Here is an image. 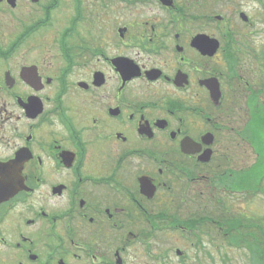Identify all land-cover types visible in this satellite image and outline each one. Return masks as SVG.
I'll use <instances>...</instances> for the list:
<instances>
[{"label": "flooded vegetation", "instance_id": "obj_1", "mask_svg": "<svg viewBox=\"0 0 264 264\" xmlns=\"http://www.w3.org/2000/svg\"><path fill=\"white\" fill-rule=\"evenodd\" d=\"M223 2L0 0V264H190L174 239L204 247L227 200L201 182L236 190L251 21Z\"/></svg>", "mask_w": 264, "mask_h": 264}, {"label": "rangeland", "instance_id": "obj_2", "mask_svg": "<svg viewBox=\"0 0 264 264\" xmlns=\"http://www.w3.org/2000/svg\"><path fill=\"white\" fill-rule=\"evenodd\" d=\"M223 1L225 2V0ZM224 2L223 9L226 10ZM237 2L241 4L233 10L234 14L238 10H245L251 21L250 24H245L250 36L247 41H244L245 45L242 48L244 58L239 59L242 65L241 72H239L240 77H243L248 85L244 81L240 82L238 103L231 112V117L229 116L227 119L237 129L238 138H232L231 141L233 142H230L227 141L230 138L226 137L223 144L217 145L225 150L224 154L230 156V160L223 162L220 173L235 171L233 184H235L236 190H232V192L230 190L234 188L225 190V187H220L219 182L218 187L213 188L203 181L201 182V188L204 191L201 199L205 201L207 206L212 207L210 204L214 205L215 196L222 197L223 200L227 198L226 208L222 207L223 211L227 209L228 213L232 211L237 216H248L264 220V169L263 171L254 172L264 143L261 136L262 129H264V8L263 0L262 3L259 0H237ZM225 10L222 12L223 15L232 12ZM257 128L260 129V134L254 138V131ZM223 145L229 148L226 149ZM261 155H263V152ZM263 162L262 159L261 163ZM191 208H197V206ZM212 231L218 230L214 229ZM211 235L214 238L217 233L208 234L203 241L206 243L204 247L208 252L203 250V246L198 249L191 244V241L180 235H177L174 239L175 247H181L182 249L185 247L187 249L190 264H194L198 258L203 256H206V259L203 257L202 262L198 260L200 264H261L255 251L250 249L248 242H241L240 244L238 242L237 244V240H234L231 243L230 240L221 237L210 241ZM174 258L175 264H182L179 256L175 254Z\"/></svg>", "mask_w": 264, "mask_h": 264}, {"label": "trees", "instance_id": "obj_3", "mask_svg": "<svg viewBox=\"0 0 264 264\" xmlns=\"http://www.w3.org/2000/svg\"><path fill=\"white\" fill-rule=\"evenodd\" d=\"M238 58L242 59L240 55H238ZM262 130L263 132L261 133V136L264 139V129ZM259 134L260 129L257 128L254 131V138L255 136H259ZM262 145V149L260 150L259 154L260 159L255 165L254 172L258 170L263 171L264 169V162L261 163V160H264V143ZM262 152L263 155H261ZM226 205V200H224V202L221 204V212L219 214L221 216V220L219 221L218 225L221 227L223 232L222 239H228L231 243H233L234 240H237V244L238 242L239 244L241 242H248L250 249H253V251H255L257 254L259 262L264 264V220L251 218L248 216H237L232 211L228 213L227 209L223 211L222 207L226 208Z\"/></svg>", "mask_w": 264, "mask_h": 264}, {"label": "water", "instance_id": "obj_4", "mask_svg": "<svg viewBox=\"0 0 264 264\" xmlns=\"http://www.w3.org/2000/svg\"><path fill=\"white\" fill-rule=\"evenodd\" d=\"M205 39H201L202 41H200L199 43H202V48L206 51V53L208 54H213L214 50L217 49V47L219 46L218 42H214V40H212V38H209V36H207ZM211 39V40H210Z\"/></svg>", "mask_w": 264, "mask_h": 264}]
</instances>
